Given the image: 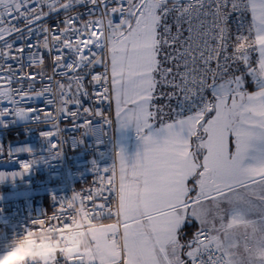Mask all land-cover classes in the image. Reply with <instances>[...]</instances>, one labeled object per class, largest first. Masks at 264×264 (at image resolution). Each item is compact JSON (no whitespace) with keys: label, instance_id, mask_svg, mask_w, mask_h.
<instances>
[{"label":"snow or ice","instance_id":"6c2138e0","mask_svg":"<svg viewBox=\"0 0 264 264\" xmlns=\"http://www.w3.org/2000/svg\"><path fill=\"white\" fill-rule=\"evenodd\" d=\"M33 3L36 7H31ZM77 4L88 6L87 20L79 13L68 15ZM42 5L49 11L64 10V27L38 25L35 31L37 35L43 32V39L14 49L11 35L22 30L5 18L36 24L48 15ZM117 13L120 19L114 23L112 15ZM173 13L175 34L167 23ZM231 13H236L234 33L227 23ZM193 19L198 21L195 33ZM182 21L188 23L189 35L181 41V51L176 49V41ZM33 31L28 27L26 36L17 38L26 40ZM25 46L46 50L52 57L53 74L66 77L69 83L49 76L48 85L39 91L33 92L31 83L27 90L13 89L14 79L29 77H16V70L6 62L21 61ZM165 48L174 52L164 53L162 61ZM94 49L106 54L97 55ZM69 55L72 58L66 62ZM29 61L41 66L32 77L43 79V56L30 53ZM165 62L174 64L175 72L162 67ZM97 64H103L104 72L92 75L91 82L103 81L105 86L96 95L115 101L116 120L122 125L135 123L144 149L131 166L120 155L111 167L94 168L99 188L88 189L87 195L73 193L71 199L60 202L52 216L32 222L34 226L25 231L26 239L46 225H55L67 240V232L73 228L83 235L84 226L91 221L104 214L116 217L113 223L92 227V242L87 247L74 249L67 256L44 255L41 264H264L260 255L264 253V0H0V81L4 82L0 84V102L12 105L11 110L0 108V117L10 112L16 116L42 112L17 105L51 93L54 99H46L47 104L57 99L61 102L56 113L32 118L47 121L55 129L44 136L57 134L60 113L74 120L82 115L66 107L69 103L80 106L76 93L82 89L83 76L76 73ZM233 64H242L244 71L236 75L239 67L233 69ZM109 72L110 90L106 86ZM157 73L162 81L183 92L180 110H173L170 122H164V106L152 103ZM246 77H251L255 91L246 88ZM73 86L76 93H72ZM206 89L211 91L210 98ZM70 94L72 99H68ZM162 95L172 98L175 93ZM83 113L90 109L84 108ZM93 114L111 122L99 110ZM158 114L160 126L152 130ZM90 124L85 119L80 127ZM145 129H149L147 134ZM23 167L27 169L28 164ZM190 178L195 181L192 188L188 186ZM104 191L115 193V209L106 207L108 197H104L105 203H96ZM86 202L92 203V209L86 210ZM253 215L255 219L250 218ZM191 218L200 227L182 243V226ZM241 225L245 226L243 233L238 232ZM240 247L244 255L235 251Z\"/></svg>","mask_w":264,"mask_h":264},{"label":"built area","instance_id":"2783aa9c","mask_svg":"<svg viewBox=\"0 0 264 264\" xmlns=\"http://www.w3.org/2000/svg\"><path fill=\"white\" fill-rule=\"evenodd\" d=\"M63 2V0H61ZM171 3V0H169ZM31 7H36L33 3ZM230 8V5H229ZM42 10L48 15L43 17L40 21L33 25H27L23 18L15 19L13 17H6V21H10L15 27L21 29L20 33H12L11 41L14 42V49L19 48L22 44H33L38 40L43 39V32L37 35L35 29L38 25L47 26L50 29L64 27L63 20L65 17L64 10L49 11L47 6L42 5ZM79 13L81 19L87 20L88 6L86 4L74 5L69 11L68 15ZM250 20V15L246 17ZM112 19L114 23H118L119 14H113ZM209 19H211L209 17ZM236 13H231L228 18V28L230 33H234ZM167 23L171 25V32L176 33L175 14L168 17ZM198 23L193 19V32L195 33V25ZM32 27L34 31L28 39H18L17 37H24L27 34V28ZM189 25L186 21L181 22V35L176 41V49H182L181 41H186L189 33L187 31ZM184 46H187L186 43ZM67 51V50H65ZM97 55H105V51H97ZM39 52L44 59L42 66L43 72L46 74L43 79L39 77H32L33 73L41 71L40 65H31L29 61V54ZM167 52H174V49L165 48L161 53L163 55ZM232 47L228 48V53L231 54ZM55 55V53H53ZM254 53L252 54L253 57ZM71 55L66 56L65 61L71 59ZM11 64L12 68L16 70L15 76L20 77L28 74L29 79H14L11 87L13 89L23 87L28 89L31 83L32 91H39L45 85H48V77L52 76L53 80H59L64 84L69 81L66 77L53 74L54 64L49 53L41 48L29 49L25 46L24 54L21 61L9 60L6 62ZM22 66V69H21ZM215 67V63L211 65ZM162 67L173 68L174 64L163 63ZM239 67L238 75L244 71L242 64H233L232 68ZM182 70V69H181ZM104 72L103 64L95 65L91 70L84 68L78 70L76 75L83 76L82 89L76 93L75 86L72 88V93H76L80 101L79 108L75 103L66 105L69 112L79 111V115L75 120L65 113H60L56 119V124L59 127L57 134L53 136H44V132L55 131L51 124L43 120H34L33 115H39L42 119L44 113H56V107L61 104L57 99L54 104H47L46 99H54L51 93H46L44 96H36L31 101L20 102L17 107L27 109H43L42 112L26 113L24 116H16L14 114H6L0 117V252L7 250L11 246L14 239L24 234L25 231L33 227V221L37 219H46L52 216L59 208L62 200L71 199L73 193H81L87 195V190L90 188H99L100 182L97 174L93 171L96 169H106L117 163V137H116V123L114 100L103 99L96 94L103 91L104 82L100 84H93L91 82L92 75ZM2 75V73H0ZM72 75V73H69ZM107 87L111 89V74L108 73ZM160 85L164 94L175 93L172 98L164 95L167 102H169L172 113L179 111L181 107V100L183 92L179 89L173 88L170 84L161 80L159 75ZM171 80L172 77L167 78ZM252 86L256 87L249 77ZM179 78L177 77V81ZM211 83V78H209ZM0 81V84H3ZM55 88V84H52ZM87 92V95H84ZM207 97H211V91H205ZM19 100V96L15 97ZM68 99H72L70 94ZM0 108H9L12 105L6 101L0 102ZM84 108H89L90 113H83ZM97 110L103 113L105 117L111 120L110 123H105L100 116L94 115ZM185 115L188 113L185 112ZM91 121L88 128H81L84 120ZM56 145V147H53ZM27 163L28 168L25 169L23 165ZM111 173H109L110 175ZM101 175L103 173L101 172ZM115 193H108L104 191L103 196L96 200V203H105L104 197H108L106 207L110 206L113 209L118 206V200L113 199ZM92 209V203L86 202V210ZM100 211L99 208L96 209ZM116 217L104 214L100 217V221L93 220L90 225L84 230L92 228L93 226L104 224L107 222H115ZM55 223V221H52ZM31 244V242H29ZM63 264V262H62Z\"/></svg>","mask_w":264,"mask_h":264},{"label":"clouds","instance_id":"9594fccd","mask_svg":"<svg viewBox=\"0 0 264 264\" xmlns=\"http://www.w3.org/2000/svg\"><path fill=\"white\" fill-rule=\"evenodd\" d=\"M55 227L46 225L27 239L25 233L14 239L7 250L0 252V264H41L44 255L67 256L72 250L85 248L92 242L91 234L85 231L81 235L75 228L67 232L68 239L64 240ZM84 227L86 229L88 225ZM239 229L245 230V226L241 225ZM247 230L251 232L252 226L248 225ZM30 241L34 243L29 244ZM260 255L264 256V253Z\"/></svg>","mask_w":264,"mask_h":264},{"label":"crops","instance_id":"0c3cea01","mask_svg":"<svg viewBox=\"0 0 264 264\" xmlns=\"http://www.w3.org/2000/svg\"><path fill=\"white\" fill-rule=\"evenodd\" d=\"M256 55L254 53L252 60L253 62L255 61ZM239 75V74H238ZM246 88L248 89V91H255L256 87L251 86L250 88L248 87V83H247V78H246ZM166 101V100H165ZM162 101L164 103V107H163V112H164V122H170L173 118H174V114L171 111L169 102H165ZM214 114V113H213ZM160 126V117L159 114L157 116V119L155 121V125L152 126V130H154L155 128ZM149 131V129H145V134H147ZM129 135H127V139H125V142H123V144L121 142H118L117 140V163H118V157L120 155H122L125 159V163L129 166L133 165L136 161L137 155L143 152L144 149V144L141 140V138L137 135V131H136V127L135 125H133L130 129V132L128 131ZM122 144V145H121ZM202 159V157H201ZM190 180H192L190 178ZM190 180L188 181V186L190 188L194 187L195 182H193L192 184H190ZM190 195L195 196V192L190 193ZM205 207H207L211 212L214 211V209L212 208L210 203H206ZM222 207H227L226 204L222 205ZM252 219H255V215H253L252 217H250ZM107 223H113V222H107ZM104 223V224H107ZM200 225L199 223L195 220V218H191L190 220H188L183 226H182V231L180 233V239L181 242H186L187 240L191 239L193 236V233L195 232V228H199ZM87 232L89 234L92 235V228L88 229ZM238 232L243 233L244 230L243 229H238ZM235 251H237L240 255H244V250L242 247L237 248Z\"/></svg>","mask_w":264,"mask_h":264},{"label":"rangeland","instance_id":"374dc122","mask_svg":"<svg viewBox=\"0 0 264 264\" xmlns=\"http://www.w3.org/2000/svg\"><path fill=\"white\" fill-rule=\"evenodd\" d=\"M161 59V56H160ZM162 60V59H161ZM159 73L156 74V80L158 81L157 87H156V92H155V99L152 101V103L156 106H163L164 103L162 101H165L164 92L162 90V87L160 85V79H159ZM166 102V101H165ZM116 109L115 101H114V111ZM155 110V109H154ZM115 123H116V137L118 142H125V139H127V135H129L128 131L130 132V129L133 125H135L134 122H128L127 124L122 125L119 121L116 120V115H115ZM121 144V145H122Z\"/></svg>","mask_w":264,"mask_h":264},{"label":"trees","instance_id":"16d2710c","mask_svg":"<svg viewBox=\"0 0 264 264\" xmlns=\"http://www.w3.org/2000/svg\"><path fill=\"white\" fill-rule=\"evenodd\" d=\"M246 78H247L248 87L250 88V87L252 86V83H251L249 77H246ZM193 182H195L193 179L190 180V184H192ZM196 230H197V228H195V231H196Z\"/></svg>","mask_w":264,"mask_h":264}]
</instances>
